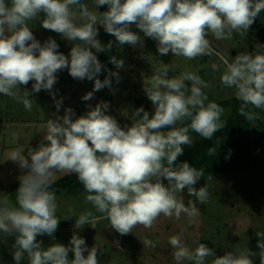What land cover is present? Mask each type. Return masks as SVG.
Returning a JSON list of instances; mask_svg holds the SVG:
<instances>
[{"label": "clouds", "instance_id": "clouds-1", "mask_svg": "<svg viewBox=\"0 0 264 264\" xmlns=\"http://www.w3.org/2000/svg\"><path fill=\"white\" fill-rule=\"evenodd\" d=\"M100 6H107V11L99 12ZM94 7L96 11H90L82 0H0V94L18 98L31 110L29 92L21 91L20 86L34 81L32 92L46 90L51 94L57 73L67 69L74 79L95 80L93 91L82 97L90 100L95 91L106 86L111 89L108 77L103 82L96 79L103 65L92 50L104 51L97 39V25L119 44L132 46L142 40L131 30L135 25L145 37L157 42L160 55L171 52L175 57L193 60L213 53L210 35L224 40L231 39L234 32H248L264 11V0H95ZM30 20H40L44 29L68 41L78 40L70 50V59L58 51L59 45L51 37L41 44L28 26ZM261 48L264 45L257 44L255 52H242L231 60L216 53L224 65L220 83L235 88L241 101L239 114L248 121L258 118L252 109H264ZM110 62L117 69L124 63L115 57ZM211 67L219 70L215 63ZM168 73L164 65L151 77L144 91L153 111L150 114L143 107L136 109L130 126H121L106 114L110 107L107 102L89 106L90 110L79 117L67 108L63 116L45 122L44 142L28 151L30 159L19 150L12 152L10 159L20 169L28 170L18 177L15 205L0 196V233L5 237L15 235V264H21L25 254L29 264H100L99 248H89L77 233L69 246L55 243L45 249L37 241V236H53L60 222L56 192L51 190L57 171L77 176L88 193L86 200L120 235L132 233L137 225L151 228L161 215H198L199 208L193 201L185 206L182 193L186 189L189 196L204 204L209 198L208 188L194 187L204 172L177 160L184 147L193 144L191 132L211 139L225 126L224 109L208 101L203 89L210 85L197 73L185 71L171 77ZM109 75L119 82L117 72ZM61 104L62 100H55L57 111ZM209 153L215 155L216 149L209 148ZM96 220L89 211L75 220L74 227L91 224L94 228ZM256 235L259 253L238 244L217 256L199 241L195 249H190L180 235L171 236L168 243L175 249L172 255L177 264H208L209 257H213L210 264H253L254 255L264 264V233ZM145 243L151 245V241Z\"/></svg>", "mask_w": 264, "mask_h": 264}, {"label": "rangeland", "instance_id": "rangeland-1", "mask_svg": "<svg viewBox=\"0 0 264 264\" xmlns=\"http://www.w3.org/2000/svg\"><path fill=\"white\" fill-rule=\"evenodd\" d=\"M82 3L87 4L90 11H96L95 0H82ZM97 10L107 11V6H100ZM255 20L257 25H263L264 11ZM76 22L80 23L79 20ZM27 23L41 44L51 37L59 45L58 51L70 59V50L75 43H79L78 40L71 42L60 34L44 29L40 20H30ZM256 26H251L250 30L243 34L234 32L231 39L216 40L210 35L213 53L188 60L175 57L171 52L160 55L157 42L145 37L135 25L131 30L137 32L142 40L134 46L119 44L114 36L105 32L103 26L97 25V39L104 47V51L97 53L95 49L92 50L103 65L96 79L103 82L108 77L111 89L106 86L95 91L93 98L85 101L82 97L93 91L95 80L74 79L67 69H63L57 73V82L51 94L46 90L32 92L34 81L20 86L21 91L29 92L27 98L32 102L31 110L26 109L18 98L0 94V196H6L5 198L9 200L11 188L19 183L18 177L28 171L20 169L18 163L10 159L12 152L19 150L30 159L27 156L28 151L38 149L44 142L45 122L48 119H54L57 115L63 116L67 108H71L76 117H79L90 110L89 106L95 107L100 102H107L110 107L106 114L115 117L121 126L125 124L130 126V119L136 109L143 107L152 113L153 106L144 89L145 86H150L151 77L164 68V65H167L169 77L185 71L200 75L210 85L203 89L208 101L218 104L237 99L235 88H227L220 83L224 65L216 53L231 60L239 53L255 52L257 44L264 45V27L258 32L255 30ZM109 44L111 47H108ZM260 51L264 52V48ZM112 57L122 60L123 67L117 69L110 62ZM214 63L219 66L218 71L212 69ZM110 72L118 73L119 82L116 77L109 75ZM53 96L55 100H62L59 111L56 109ZM223 109L222 120L226 125L232 109L229 107ZM262 119L260 124L262 128L261 126L257 128L259 123L253 121L254 142L250 149L249 173L202 176L194 187L197 190L204 186L208 188L209 198L204 204L195 196H189L187 190H184L182 196L185 206L187 207L188 201L191 200L199 208V213L195 217L189 218L184 213H181L179 218L161 215L151 228L137 225L132 229V233L120 235L111 228L107 217L96 212L93 205L86 200L87 192L78 195L61 193L56 195V216L60 220L57 230L51 237L37 236V241L42 242L45 249L55 243L69 246L72 235L77 233L85 239L89 248L93 246L99 248L100 264H177L172 255L175 249L168 243L173 235H180L190 249H195L198 241L205 243L217 256L234 250L238 244L241 248H248L252 253H259L256 233H264V117ZM190 135L193 143L203 139L194 132ZM71 175L75 174L54 172L51 182L61 181ZM164 183L167 185L166 180ZM89 211L97 217L95 227L86 224L83 228L76 229L75 220ZM146 241H151V245L146 244ZM14 242L15 235L5 237L0 233V264H15L12 247ZM72 258L73 254L69 253V259ZM212 259L213 257L207 258L208 264ZM252 259L253 264H260L258 255H254ZM21 264H29L27 254L24 255ZM183 264L190 262L184 261Z\"/></svg>", "mask_w": 264, "mask_h": 264}, {"label": "trees", "instance_id": "trees-1", "mask_svg": "<svg viewBox=\"0 0 264 264\" xmlns=\"http://www.w3.org/2000/svg\"><path fill=\"white\" fill-rule=\"evenodd\" d=\"M255 20L252 26H256ZM256 24V25H255ZM263 25H257L255 30L260 32ZM241 101L232 99L218 103L222 108L229 107L232 114L228 123L211 139H200L190 147H184V153L178 157L177 163L187 161L191 166L202 169L204 175L247 174L251 169V145L253 144V121H248L239 114ZM214 147L216 154H210L209 148ZM231 149V153H229ZM20 183L10 190L9 201L16 204V194ZM57 194L78 195L84 190L76 175L63 178L52 183V189Z\"/></svg>", "mask_w": 264, "mask_h": 264}, {"label": "crops", "instance_id": "crops-1", "mask_svg": "<svg viewBox=\"0 0 264 264\" xmlns=\"http://www.w3.org/2000/svg\"><path fill=\"white\" fill-rule=\"evenodd\" d=\"M256 114H257V119L255 120V122L254 123H259V125H254V126H256L257 128L259 127V126H261L260 124H262V118L264 117V109H252ZM263 126H261V128H262ZM255 129V128H254Z\"/></svg>", "mask_w": 264, "mask_h": 264}]
</instances>
